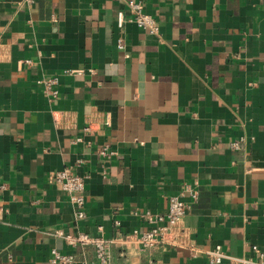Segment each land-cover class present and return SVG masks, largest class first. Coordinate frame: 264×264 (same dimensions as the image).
Segmentation results:
<instances>
[{
    "label": "crops",
    "instance_id": "crops-1",
    "mask_svg": "<svg viewBox=\"0 0 264 264\" xmlns=\"http://www.w3.org/2000/svg\"><path fill=\"white\" fill-rule=\"evenodd\" d=\"M128 1L0 0V264H51L52 249L99 264L66 237L144 231L178 195L190 238L220 245V264L259 261L253 245L264 260V0H134L156 34ZM65 168L85 179L83 219L48 181ZM108 254L208 264L168 246Z\"/></svg>",
    "mask_w": 264,
    "mask_h": 264
},
{
    "label": "built area",
    "instance_id": "built-area-1",
    "mask_svg": "<svg viewBox=\"0 0 264 264\" xmlns=\"http://www.w3.org/2000/svg\"><path fill=\"white\" fill-rule=\"evenodd\" d=\"M30 1V0H29ZM128 9L131 13L130 21H132L139 29L149 33H157V25L153 17L144 12L141 2L129 0L127 2ZM124 16L122 12L117 14V27L121 28L124 23ZM117 46L122 48L123 45L120 40ZM58 79L56 77L49 78L44 81V90L51 95L57 94L56 86ZM88 130V129H85ZM231 147L236 149L237 142L231 143ZM101 156H110L113 154L107 147L99 150ZM48 181L55 185L59 190L65 192L69 196V200L75 209L76 219H83L85 216V179L65 168L61 171L52 173L48 177ZM190 198L196 200V191H190ZM186 204L181 196H172L169 198L166 211L162 214L152 215L146 213L148 228L144 231L134 229L128 234H118L116 240H106L101 237H92L86 234H78L74 237H66V239L73 246L94 245L95 256L99 264L108 263V244L111 242H118L125 248L135 246L140 250H152L154 248L168 246L172 248L184 249L189 252L191 258H196L203 254L207 259L208 264H220L226 255L220 245H215L210 249H201L190 238L189 233L184 228L182 222L185 215ZM1 212V209H0ZM118 225V223L116 222ZM101 231L102 227H97ZM251 249L259 254V261H244L248 264H264L263 255L259 249L253 245ZM51 264H75V257L70 254H62L55 249L51 250L50 257ZM148 264H158L156 261H150Z\"/></svg>",
    "mask_w": 264,
    "mask_h": 264
}]
</instances>
